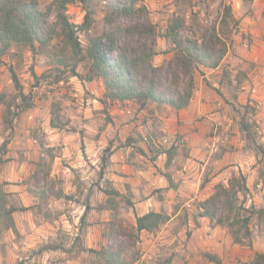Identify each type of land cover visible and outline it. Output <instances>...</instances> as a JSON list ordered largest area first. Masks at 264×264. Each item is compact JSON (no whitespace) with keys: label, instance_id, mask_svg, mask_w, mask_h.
<instances>
[{"label":"rangeland","instance_id":"1","mask_svg":"<svg viewBox=\"0 0 264 264\" xmlns=\"http://www.w3.org/2000/svg\"><path fill=\"white\" fill-rule=\"evenodd\" d=\"M36 2L38 8L48 15V20L53 22L51 0ZM142 4L155 28V46L158 42L160 44L157 50L171 53L162 67L175 55L172 43L165 38L168 23L173 18L183 21L181 37L200 40L205 29L214 27L228 48L226 56L213 72L202 66L194 72L200 82L194 104L198 101L205 106L185 134L177 132L168 138L156 128V118L152 114L133 117L141 126L136 130L141 145L134 147L128 159L129 165L135 166V174L121 173L120 176L137 178L138 184L140 178L137 176L143 178L138 173L140 170L169 175L172 190L167 193L162 190L136 193L137 209L132 201V205L126 203L127 199L134 197L129 190L131 185L124 181L119 182L125 190L120 197L105 195L103 190H114L104 177L99 178L102 166H106L102 162L105 150L115 141V138L111 141L106 133V127L112 120L107 106L99 111V115H86L85 110L91 107L95 96L82 89L80 80L65 70L59 72L62 68L57 67L50 54L33 53L27 47L12 44L0 56V94L4 97L0 101V144L7 141L8 152L9 144L15 142L14 153H22L13 157L18 158V164L10 163L12 158H6L7 153L2 157L7 161L0 164V189L6 194L7 205L24 207L39 204L33 208L36 222L44 218L53 226V237L61 240V245L69 246L70 239H75L76 255H71V258L75 257L77 264L99 262L96 255L80 250L85 235H88L91 249L98 250L108 245L106 233L108 225H111L117 238L126 243L129 232L135 228L137 216L151 211L155 200L167 220L152 233L142 231L137 234L135 249L129 252H136L134 264H216L204 257L206 253L215 256L219 264H264L257 258L258 254L264 253V221L256 215H252L249 221L250 243L246 241L243 245L233 242L225 226L215 225L205 218L195 220L198 203L213 193L216 184L227 185L228 180L239 173L245 177L247 189L238 195L237 210L231 218L237 213L239 217L246 216L251 208H264V0H144ZM228 8L229 13L226 12ZM65 13L73 24L79 25L83 20L84 12L79 3L68 5ZM103 14V5L98 4L90 31L92 36L102 33ZM81 42L85 48L83 36ZM57 44L55 39L51 47L55 48ZM87 67V63L82 62L77 70L83 74ZM10 69L16 73L23 93L30 96L32 107L6 124L8 109L16 114L21 103ZM58 77L61 78L59 82L56 81ZM165 83L162 81V86ZM93 90L100 96L104 92L98 79L93 82ZM54 103L61 107V120L66 125L64 135L73 136V132H78L84 137L88 131L94 142L93 145L83 141L76 144L71 137H64V141L53 149L54 156L60 159L54 158L48 177L40 174L37 183H33L31 176L37 170L41 154L46 158L40 144H47L48 133L45 130L49 124V110ZM245 124L258 128L255 131L251 129L256 141L243 128ZM101 135L107 142L99 141ZM117 140V148L124 146ZM18 146H23L22 151L17 149ZM170 147L177 150L171 165L155 170L160 161L156 153ZM91 148L93 155L86 153ZM142 148L147 149L149 155ZM136 157L137 161L134 160ZM21 163H25L24 167ZM13 186L18 188L17 191L9 193ZM31 188L43 189L48 197H34ZM57 193L62 197H55ZM2 221L4 227L7 222ZM89 225L92 226L90 234ZM60 256L58 253L54 255L52 264L63 262Z\"/></svg>","mask_w":264,"mask_h":264},{"label":"trees","instance_id":"2","mask_svg":"<svg viewBox=\"0 0 264 264\" xmlns=\"http://www.w3.org/2000/svg\"><path fill=\"white\" fill-rule=\"evenodd\" d=\"M144 0H51L54 12V21L48 20V15L41 11L36 0H0V56L8 48L15 44L27 47L33 53H47L52 57L57 67L62 72L77 78L81 82L101 80L104 92L100 103L107 106L108 103L132 101L138 109H144L149 103H157L171 107L179 111L188 107L194 89L193 75L202 66L207 69H216L228 52L225 41L219 36L214 27L207 28L200 40L181 37L180 31L183 21L173 18L167 26L165 38L169 40L175 55L166 62L164 67L154 66L152 57L156 54L155 28L147 18V9L142 4ZM162 1V0H151ZM251 2L253 0H246ZM79 3L84 12L83 20L79 25L69 21L65 11L70 4ZM98 4L103 5L104 29L99 36H92L90 31L95 21V13ZM229 13V8L226 10ZM81 36L86 40L84 48ZM57 39L55 48L51 47L53 40ZM86 62L88 67L85 73L78 72L80 63ZM59 69V68H58ZM11 80L19 95L21 103L17 106L18 112L13 114L8 109L5 123L9 124L14 116L32 107L31 98L23 93L20 81L16 73L10 69ZM60 77L56 78L59 82ZM165 81L162 86L161 82ZM0 94V101H3ZM61 107L58 103L52 104L49 110V126L52 129H63L66 125L61 120ZM11 114V116H10ZM254 141L256 137L251 132L252 126H243ZM7 141L0 144V164L5 163L3 155L7 153ZM44 149L46 158L41 157L37 163V170L32 174L31 180L37 183L40 174L48 177L51 163L55 156L52 148ZM111 147L105 150L106 156L102 158L104 165L107 162V154ZM175 153V148L166 150V167H169ZM105 166L99 172V178H103ZM170 180V176H167ZM171 185V184H170ZM246 181L242 174L232 176L227 185L218 183L214 186L213 193L197 205L198 218H205L218 226H225L233 238L235 244H248L251 239L249 221L252 215L264 221V208H251L248 215L233 216L237 210L238 195L246 191ZM32 195L36 198H46L47 193L43 189L31 188ZM110 196L121 194L115 190H103ZM6 194L0 189V231L14 229L12 214L16 211H27L34 207H15L7 205ZM57 198L62 194L57 193ZM128 205H132L129 199ZM226 213V215H225ZM6 225L3 227V221ZM167 220L163 212L150 211L136 218L135 228L129 232L128 242L120 241L114 233L111 225H108L106 233L107 246L98 250L83 249L96 255L98 264H134L137 256L135 249L137 234L142 231L152 233L160 224ZM210 262L219 264V260L210 254H204ZM257 258L264 261V253ZM169 262V260H168ZM253 264V263H242Z\"/></svg>","mask_w":264,"mask_h":264},{"label":"crops","instance_id":"3","mask_svg":"<svg viewBox=\"0 0 264 264\" xmlns=\"http://www.w3.org/2000/svg\"><path fill=\"white\" fill-rule=\"evenodd\" d=\"M159 42L155 46V52L156 54L152 57V64L154 66H161L164 61L167 58L168 55L171 53H165V52H159ZM236 59V58H235ZM211 72H213L215 69H209ZM208 77V76H206ZM194 79V89L192 93V98L190 100V103L187 108L183 110L176 111L172 109L169 106L152 103L149 102L144 109H138V106L132 102V101H125V102H113L108 103L106 110L108 111V115L111 117V122L106 127V133L109 135V138L114 139V145L110 146V152L107 155V162H106V168L104 169L103 177L108 182L111 183V185L114 187V190L117 191L122 195L123 190L122 186L120 185V181H124L127 184H130L132 188H129L131 194L136 196V193L140 192H146L148 190H162V192H169L172 190V186L170 185V180H168L167 176L165 174H154L152 171L140 170L138 171L141 176L138 175L137 177L140 178V182L138 184L140 185V188L138 187L137 178L132 177H121V173H128L129 175L135 174V166L129 165L128 159L130 158L131 151L134 150L135 146L141 145L138 137V132L136 130H140L141 126L138 120H134L133 117L136 115V117H140L143 114H152L156 118L157 126L156 128L158 131L163 132L166 134V136L169 138L173 133L179 132L180 134H185L187 131L186 129L192 125L196 117L198 116V112L204 109L205 104L198 103L196 101L197 99L194 98L195 95H198L199 93V80L197 76H193ZM95 81V80H94ZM79 82L80 86L83 90L90 92L91 95H94L95 97H101L99 93H95L93 90V82ZM99 84L101 86V89L103 91V84L102 81L99 80ZM202 91V90H200ZM103 93V92H102ZM95 97H92V105L89 107V109L85 110V114L90 116L92 114L99 115L100 110H104V106L99 102V100ZM194 98V99H193ZM87 129H91L89 126L84 125ZM48 135L46 136V142L47 144L44 145L46 148H52L59 146L61 141H64L63 138L66 139H74V143L81 144L86 143L87 145H93L92 136H90V132L85 131L86 136L81 137L78 132H73V136H66L63 134V129H52L50 128L49 124L46 127L45 130ZM141 132V131H140ZM117 138L124 143V146H121L120 148H117L118 140ZM186 138V137H185ZM184 138V139H185ZM126 140H128V143L125 144ZM101 143L107 142L105 137L103 135L100 136ZM165 141V138L163 139ZM149 143V142H148ZM153 145L156 146V143L153 140ZM150 144V143H149ZM15 142H11L9 144V151L7 152L6 158H12V161L10 163L18 164L17 159H13V157H18L22 152L14 153L15 149ZM142 147V146H141ZM17 149L22 151L23 146H18ZM145 154L149 155L148 150L142 148ZM169 148H167L168 150ZM175 153L174 155L176 154ZM93 148L89 149L88 152L91 155H93ZM165 151H159L156 153L157 157L159 158V164H156L155 170H163L165 168V163L167 160V155L165 154ZM16 155V156H15ZM136 156H139L138 153L135 152ZM173 155V156H174ZM43 154H41V157ZM140 157V156H139ZM88 158H90L88 156ZM137 158L134 159L137 161ZM55 159H60L58 157H55ZM173 161V158H172ZM160 162L163 163L162 166L160 165ZM25 163H21V166L24 167ZM171 165V164H170ZM150 169V168H149ZM116 171V173H114ZM168 183V184H167ZM129 186V185H128ZM124 188V187H123ZM17 187L13 186L10 192L17 191ZM144 189V190H142ZM125 191V190H124ZM155 199V198H153ZM153 199L151 201H153ZM132 201L134 207L138 208V203H135V197L132 198ZM153 209L151 211L154 212H162V209L157 208L156 204L157 201H153ZM37 203L27 204L24 205V207H32L36 205ZM156 207V208H155ZM108 212V211H104ZM150 211H145V213H142L138 215L137 217H140ZM35 212L33 209L22 211V212H14L12 214L13 223H14V229L8 228L3 229V231H0V238L2 236V233L4 235V239L0 240V264H52V257L56 255L57 253L61 255V259L63 262L60 264H77V261L75 260V257L71 258V255H76V244L75 239H70L69 246L61 245L60 241L53 237L55 234L51 229L54 227L51 226L47 221H45L44 218L41 220L39 219V222H36V215H34ZM171 220V219H170ZM169 223V220L167 221ZM66 227V226H64ZM69 227V226H68ZM92 226L89 225L87 227L88 233L90 234ZM59 229V227H58ZM65 229V228H64ZM77 229H75L76 231ZM145 232V231H144ZM147 233V232H146ZM73 235V234H71ZM74 236H77V234H74ZM88 235H85L83 237V241L81 243L82 248L80 249L82 253L84 252L83 249H91V244L88 240ZM53 241H57L55 244Z\"/></svg>","mask_w":264,"mask_h":264},{"label":"built area","instance_id":"4","mask_svg":"<svg viewBox=\"0 0 264 264\" xmlns=\"http://www.w3.org/2000/svg\"><path fill=\"white\" fill-rule=\"evenodd\" d=\"M253 92H255V90H253ZM252 129L255 131V130H257L258 128L252 125Z\"/></svg>","mask_w":264,"mask_h":264}]
</instances>
